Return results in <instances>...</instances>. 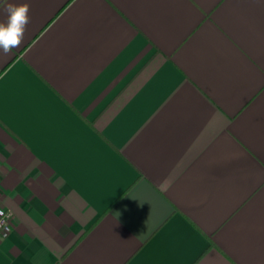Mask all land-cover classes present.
Listing matches in <instances>:
<instances>
[{
    "label": "crops",
    "instance_id": "1",
    "mask_svg": "<svg viewBox=\"0 0 264 264\" xmlns=\"http://www.w3.org/2000/svg\"><path fill=\"white\" fill-rule=\"evenodd\" d=\"M6 3L0 264H264V0Z\"/></svg>",
    "mask_w": 264,
    "mask_h": 264
},
{
    "label": "clouds",
    "instance_id": "2",
    "mask_svg": "<svg viewBox=\"0 0 264 264\" xmlns=\"http://www.w3.org/2000/svg\"><path fill=\"white\" fill-rule=\"evenodd\" d=\"M4 12L6 21H0V52L9 55L20 47L24 41L27 25L30 21L28 3H6Z\"/></svg>",
    "mask_w": 264,
    "mask_h": 264
},
{
    "label": "built area",
    "instance_id": "3",
    "mask_svg": "<svg viewBox=\"0 0 264 264\" xmlns=\"http://www.w3.org/2000/svg\"><path fill=\"white\" fill-rule=\"evenodd\" d=\"M11 220V212L3 206L0 200V236H5L10 232Z\"/></svg>",
    "mask_w": 264,
    "mask_h": 264
}]
</instances>
